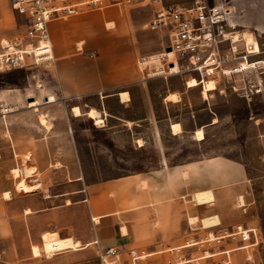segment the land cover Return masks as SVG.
<instances>
[{"label": "rangeland", "instance_id": "obj_1", "mask_svg": "<svg viewBox=\"0 0 264 264\" xmlns=\"http://www.w3.org/2000/svg\"><path fill=\"white\" fill-rule=\"evenodd\" d=\"M194 1L165 0L167 4H191ZM208 1H223L235 7L233 20L239 25L236 34L254 33L261 48V54L249 56L248 62L263 60L264 0ZM93 13H108L111 21L119 20L124 24L140 81L114 92L65 101L56 76L57 62L56 66L0 73V96L18 98L24 101V106L30 107L31 102H37L39 108L42 105L41 114H46L53 128L47 130L44 127L46 169H30L34 172L32 175L52 181L76 179L85 174L89 181H103L148 173L163 163L176 165L218 157L233 165L240 164L247 173L245 180L234 181L227 187L210 185V180H204L206 189L223 199L224 211L238 223L240 233L215 245L212 243L210 248L204 246L183 254L173 253L143 264H264V67L237 72L245 60L231 62L228 68L235 73L218 77L217 90L206 98L201 87H187L190 78L185 74L172 75L168 79L161 76L148 78L146 71L138 66L139 55L159 53L163 43L167 42L162 33L145 28L153 16L152 6L136 3L109 7L60 21L77 20ZM16 15L17 34H23L22 17ZM116 30L107 32L117 33ZM235 46L238 52L245 51L244 41ZM80 53L98 56L99 50L84 48ZM122 91L129 92L124 100L129 101L125 103L118 95ZM173 93L180 96L179 102L166 100ZM51 96L56 101L48 103L46 98ZM75 106L81 108L84 116L73 115L72 107ZM6 107L10 109L13 105ZM91 109L101 113L103 125L97 126L86 116ZM173 123L182 125L180 134L173 135ZM201 128L205 139L198 141L194 134ZM14 170L10 175L14 182L20 180L16 186L18 192L14 191L11 200H7L5 194L0 197V264H133V259L141 258L137 252L133 256L131 252L122 254L124 257L118 252V256L103 259L101 248L95 245L83 248L85 244L77 250L59 251L55 233L44 232L41 238L37 233L36 213L31 219L27 216V194L23 188L33 186L26 182L29 178L25 175L26 169H19V177ZM4 173L5 170H0V177L4 178ZM0 181L4 183L5 180ZM216 182L219 181H212ZM240 197L245 201L243 206ZM80 216L78 214L77 228L83 231L84 217ZM244 229L251 231L244 233ZM34 246L40 249V256H34ZM209 252L217 255L211 256Z\"/></svg>", "mask_w": 264, "mask_h": 264}, {"label": "crops", "instance_id": "obj_2", "mask_svg": "<svg viewBox=\"0 0 264 264\" xmlns=\"http://www.w3.org/2000/svg\"><path fill=\"white\" fill-rule=\"evenodd\" d=\"M11 6L10 0H0V40L17 35L18 16ZM111 20L108 13H93L77 20L54 21L50 26L63 100L102 95L140 81L124 24ZM107 23H113L114 27L109 28ZM105 24L107 30L117 28V33L107 32ZM84 48L98 49L99 55L80 53ZM126 92L129 94L128 91L118 94L123 103L129 101L122 98ZM0 105H13L4 118L0 113V170H5L4 178L0 177L5 180L0 181L1 197L17 191L20 180H12L13 169H46V132L39 120L42 105L35 111L24 106V101L9 96H0ZM15 105L23 106L15 108ZM237 165L218 157L176 165L163 163L148 173L103 181H89L85 174L76 179L52 181L32 175L26 182L33 187L23 188L30 211L26 210V214L31 219L36 213L37 233L41 238L44 232H52L64 239L74 238L80 246L85 244L83 248L93 245L105 250L114 248L120 256L128 252L133 256L137 252L141 258L133 259V264H143L173 253L210 248V244L240 233L238 223L224 211L223 199L207 190L204 181L227 187L234 181L245 180L246 170ZM214 180L219 182L212 183ZM143 183H147L146 188ZM32 188L37 191L30 193L34 191H28ZM205 192L212 193V197L204 203L196 202L195 197ZM78 214L84 217L83 231L77 228ZM215 216L220 219L219 225L202 228L203 218ZM190 218L199 221L191 224Z\"/></svg>", "mask_w": 264, "mask_h": 264}, {"label": "built area", "instance_id": "obj_3", "mask_svg": "<svg viewBox=\"0 0 264 264\" xmlns=\"http://www.w3.org/2000/svg\"><path fill=\"white\" fill-rule=\"evenodd\" d=\"M136 3L152 6L153 16L145 28L167 38L161 52L143 55L137 60L148 78L168 79L172 75L185 74L205 89L211 80L235 73L228 64L238 59L247 61L246 49L238 52L234 43L235 7L223 1L167 4L165 0H10L12 10L22 17L25 31L0 40V73L56 66L50 33L54 21ZM186 85L188 87V81ZM0 108L3 118L9 114L8 107L1 105ZM100 252L103 259L118 256L114 248Z\"/></svg>", "mask_w": 264, "mask_h": 264}, {"label": "bare ground", "instance_id": "obj_4", "mask_svg": "<svg viewBox=\"0 0 264 264\" xmlns=\"http://www.w3.org/2000/svg\"><path fill=\"white\" fill-rule=\"evenodd\" d=\"M235 26L237 28L239 25L236 24ZM108 27L112 28V27H114V24L113 23H109ZM240 41H244V44H245V47H246L245 48L246 49L245 53L247 54V61H245L242 64V68L239 69L237 72H243V71H246V70H249V69H252V68H256L258 66H263L264 67V59L263 60H258V61L253 62V63L248 62L249 61L248 60L249 56L261 54V48H260L259 44L257 43V41L255 40V34L254 33H243L241 35L240 33H237L236 36H235L234 43L237 44V42H240ZM195 87H199V83L195 79H190L188 81V88L192 89V88H195ZM202 90H203L204 96L206 98H209V93L214 92V91L217 90L216 81L211 80L209 83H207V85L205 86V89H202ZM128 95L129 94L127 92L124 93L122 95L123 100L127 99ZM47 100H49L48 103H53V101L54 102L56 101V98L54 96H51V97H48ZM166 100L169 101V102L177 103V102H179L181 100V98H180V96L177 93H173V94L169 95L166 98ZM29 105H30V107H33L35 109V111H39V105H38L37 102H31V103H29ZM72 111H73V115H75V117L84 116V114H83V112H82V110H81V108L79 106L73 107ZM86 116L89 117L90 119L94 120L97 126L103 125L105 123L104 117L101 116V113L98 110H96V109L89 110L86 113ZM40 121H41V124L43 126H45L47 129L51 128V125L47 121V118H46L45 114H41L40 115ZM214 123H217V120H215ZM128 124L131 125L132 123L128 122ZM171 128H172V131H173L174 135H178V134H180L182 132V125L180 123H173L171 125ZM194 137L198 141H203L205 139L204 129L203 128L198 129L195 132ZM13 172H14V174H16V177L20 176V170L19 169L15 168V170ZM32 174H34V172L32 173V171L30 169H26L25 170V175H27L28 177H31ZM34 189L35 188H32V189H29L28 191H32ZM211 197H212V193L205 192V193H201L198 196H196L195 199L197 200L196 202L204 203ZM5 198L7 200H11V194L10 193H5ZM244 202L245 201L243 200V198L240 197V205L243 206ZM27 212H29V211H27ZM198 221H199L198 218H190V223L191 224H196ZM219 224H220V219H219L218 216H215V217H212V218H203L201 225H203L202 228H208V227L216 226V225H219ZM55 237L58 238L56 240L57 241L56 242V247H57V249L59 251H66L67 249L68 250H71V249L77 250L80 247V242L75 241L74 238L64 239V238H61L58 233L55 234ZM33 254L36 257L40 256L41 255L40 249L38 247L34 246L33 247Z\"/></svg>", "mask_w": 264, "mask_h": 264}, {"label": "water", "instance_id": "obj_5", "mask_svg": "<svg viewBox=\"0 0 264 264\" xmlns=\"http://www.w3.org/2000/svg\"><path fill=\"white\" fill-rule=\"evenodd\" d=\"M167 51H168V52H170V51H171V49H170V48H168V49H167ZM31 100H32V99H31Z\"/></svg>", "mask_w": 264, "mask_h": 264}]
</instances>
